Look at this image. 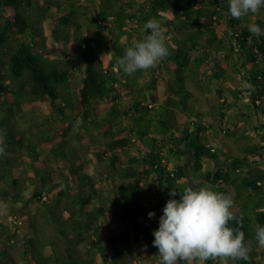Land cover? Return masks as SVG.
<instances>
[{"label":"trees","instance_id":"16d2710c","mask_svg":"<svg viewBox=\"0 0 264 264\" xmlns=\"http://www.w3.org/2000/svg\"><path fill=\"white\" fill-rule=\"evenodd\" d=\"M228 8V0H0V201L7 218L26 224L21 236L0 220V264H160L153 230L166 202L180 198L171 189L182 194L193 181L230 194L243 217L249 259L228 264H264L255 240L264 226V35L249 31L264 29V14L237 20ZM153 17L169 54L128 75L118 59L150 34ZM236 83L224 96L221 87ZM214 84L217 124L190 103V87L207 94ZM17 113L42 120L18 126ZM224 138L246 140L241 154L218 146ZM43 220L60 251L44 243Z\"/></svg>","mask_w":264,"mask_h":264},{"label":"clouds","instance_id":"9594fccd","mask_svg":"<svg viewBox=\"0 0 264 264\" xmlns=\"http://www.w3.org/2000/svg\"><path fill=\"white\" fill-rule=\"evenodd\" d=\"M228 3L230 15L237 20L249 13H258L264 6V0H228ZM144 28L150 29V34L126 48L118 59L119 66L128 75L156 68L158 62L169 54L158 20L154 17L149 19ZM249 31L256 37L264 35V29L256 24L250 25ZM5 151L6 133L0 132V155ZM193 184L196 187H186L182 194L172 189L168 193L170 197L179 194L180 198L166 202L159 217V227L152 233V244L158 249L160 264L247 261L252 241L245 242V233L241 230L243 217H237L231 211L232 196L213 190L210 184L200 185L198 181H193ZM7 213V204L0 201V215ZM148 217L154 218L155 212L150 211ZM229 221H235L237 226L229 227ZM255 240L264 246V226L257 225Z\"/></svg>","mask_w":264,"mask_h":264},{"label":"rangeland","instance_id":"374dc122","mask_svg":"<svg viewBox=\"0 0 264 264\" xmlns=\"http://www.w3.org/2000/svg\"><path fill=\"white\" fill-rule=\"evenodd\" d=\"M259 12H262L264 14L263 10H259ZM59 57L61 58H69L68 55L65 53H61L58 52L56 53ZM219 58H223L222 57H218L217 59L219 60ZM216 58H214V60H217ZM78 69L81 66L80 63H77ZM211 67H208V70L210 71ZM230 69V68H229ZM240 84L244 85L245 88H248L250 85H248L247 81H241ZM240 84L236 83L233 84V86H231L230 84H226L225 86L221 87L223 88L224 91V96L227 97H232L231 95V89H240ZM218 85L214 84L213 85V89L211 91H209L207 94H203L200 91H198V89L190 87L192 89V92L194 94V98L193 100H190V103L194 106H198L199 109L203 112V114H206V118L208 121H210L211 123L213 122L214 124H217V118L214 117L216 112L218 111L217 109L219 108V102L222 101V97H220V94L218 93V91L216 90V87ZM242 89V88H241ZM164 90H165V84L160 82V91H161V100H163L164 98ZM249 93L248 92H244L241 94H239V100H241V102H245L247 103L249 101L248 98ZM196 104V105H195ZM194 106H192V109L194 108ZM237 111L238 109L235 108ZM18 116V122L16 124H18V126H22V127H29L30 125H34L39 122H41L42 117H37L36 118L29 114V113H17ZM217 116V115H216ZM11 125H13L11 123ZM213 139V138H212ZM214 140V139H213ZM246 140H241V139H236V138H224L222 140L219 141V145L220 147H223L225 149V151L228 154L234 155V154H241L240 152V147L245 145ZM253 143H260V139L256 138V140L251 141ZM214 145H216V143H214ZM206 166H210V163H206ZM264 169V166H263ZM194 185V184H192ZM42 217V216H41ZM40 217V218H41ZM33 219V218H32ZM0 220L6 224V226L8 225L11 230L12 233H16L18 232L21 236H23L24 233V228H25V222L21 221V223L19 222L18 225H16V220L14 218L11 217V220L9 218L6 217V215H0ZM42 238L44 243L47 244H52V243H56V249L58 251L61 250V246L60 243L58 242V238L56 236L55 230L53 228V226L49 223L46 222L45 220L42 221ZM4 246L6 247V244H4ZM2 247V248H5ZM261 249L264 251V246L261 247ZM79 252L82 255H86L88 254V251L86 249V246L84 247L83 245L79 246Z\"/></svg>","mask_w":264,"mask_h":264},{"label":"crops","instance_id":"0c3cea01","mask_svg":"<svg viewBox=\"0 0 264 264\" xmlns=\"http://www.w3.org/2000/svg\"><path fill=\"white\" fill-rule=\"evenodd\" d=\"M159 85H160V83H159Z\"/></svg>","mask_w":264,"mask_h":264}]
</instances>
